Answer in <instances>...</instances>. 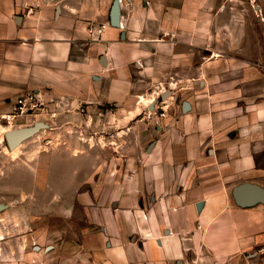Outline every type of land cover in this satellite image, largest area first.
Listing matches in <instances>:
<instances>
[{"label":"crops","instance_id":"crops-1","mask_svg":"<svg viewBox=\"0 0 264 264\" xmlns=\"http://www.w3.org/2000/svg\"><path fill=\"white\" fill-rule=\"evenodd\" d=\"M113 1L0 0V116L55 102L0 120V264H264V203L232 195L264 189V70L230 53L264 0H117L115 27Z\"/></svg>","mask_w":264,"mask_h":264},{"label":"built area","instance_id":"built-area-1","mask_svg":"<svg viewBox=\"0 0 264 264\" xmlns=\"http://www.w3.org/2000/svg\"><path fill=\"white\" fill-rule=\"evenodd\" d=\"M163 100L159 98L152 100V109L145 113L146 121H155L156 123V120L166 117L172 101ZM53 105H55V102L52 98L43 97L40 93L36 92L27 93L17 97L11 111L6 115L0 116V120L4 122L5 126L11 127L18 119L35 118L41 115L53 116L51 111V106ZM78 113L89 117L87 112L82 108H79Z\"/></svg>","mask_w":264,"mask_h":264},{"label":"water","instance_id":"water-1","mask_svg":"<svg viewBox=\"0 0 264 264\" xmlns=\"http://www.w3.org/2000/svg\"><path fill=\"white\" fill-rule=\"evenodd\" d=\"M119 16V10L117 0L112 2L109 11L110 25L115 27L117 18ZM167 93L161 95L162 99H165ZM186 107V104H184ZM47 126L42 122H35L32 126L27 128H18L5 132L4 140L8 150H13L19 146L23 141L33 137L40 130L46 129ZM235 202L241 207L251 206L256 203H264V189L249 183H244L236 186L232 192ZM6 208L5 205L0 204V212Z\"/></svg>","mask_w":264,"mask_h":264},{"label":"rangeland","instance_id":"rangeland-1","mask_svg":"<svg viewBox=\"0 0 264 264\" xmlns=\"http://www.w3.org/2000/svg\"><path fill=\"white\" fill-rule=\"evenodd\" d=\"M250 4H248L249 7ZM251 7V6H250ZM259 16V17H258ZM258 16L254 14V10L250 8L249 13L246 14L245 19H247L249 28L252 30L248 33V41H244L241 43L240 46L235 47L232 49L230 53L236 55H247L248 57H255L257 56L261 59V63H258L264 70V14H260L258 12ZM252 24V25H251ZM228 51V48H225ZM155 99L159 98V94L156 96ZM151 99L147 97V100ZM169 98H165L163 101H168ZM46 130H40L37 134L33 137L27 139V141H31L32 139H38L40 136H44ZM23 141V142H27ZM42 139H39L38 142L40 143ZM5 145V144H4ZM59 211V209L57 210ZM61 220H64V217H59Z\"/></svg>","mask_w":264,"mask_h":264},{"label":"bare ground","instance_id":"bare-ground-1","mask_svg":"<svg viewBox=\"0 0 264 264\" xmlns=\"http://www.w3.org/2000/svg\"><path fill=\"white\" fill-rule=\"evenodd\" d=\"M16 148H17V147H16ZM16 148H15V149H16ZM13 150H14V149H13ZM12 155H14V153H12Z\"/></svg>","mask_w":264,"mask_h":264}]
</instances>
